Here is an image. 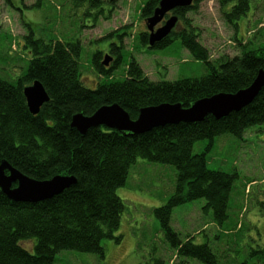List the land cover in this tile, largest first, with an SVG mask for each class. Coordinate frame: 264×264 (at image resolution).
Segmentation results:
<instances>
[{
	"label": "trees",
	"instance_id": "trees-1",
	"mask_svg": "<svg viewBox=\"0 0 264 264\" xmlns=\"http://www.w3.org/2000/svg\"><path fill=\"white\" fill-rule=\"evenodd\" d=\"M76 1L77 6L86 3L84 14L92 15L94 22L104 14L107 4L113 5L112 0ZM199 1L174 9L177 23L153 47H148V32L135 34L148 50L165 48L178 39L180 46L206 68L202 76L172 81L150 80L133 57L125 65L123 76L112 78V69L121 58L118 49L123 48L124 27L103 37L118 39V46L115 42L109 44L107 52L111 56L102 50L92 54L90 65L100 79L95 86L87 87L81 80L80 39L35 36L32 24L23 22L26 33L22 36V50L27 56L26 65L13 81L0 77V161H7L34 179L46 180L63 174L76 180L60 193L34 203L15 202L0 190V264H53L63 250L103 258L102 240L118 243L121 238L115 231L124 202L116 189L125 184L136 158L172 165L176 170L173 193L153 210L169 248L179 258L220 264L221 255L214 243L209 245L205 234L201 243L193 241V234L181 238L170 226L171 212L176 206L202 198L203 211L211 210L212 222L220 227L212 240L227 234L222 227L228 219V199L237 173L208 168L206 152L215 136L229 133L240 137L250 126H264V84L250 103L219 119L207 115L202 121L166 124L133 136L105 127L91 128L80 136L69 128L73 114L90 115L102 105L117 103L135 119L143 107L161 103L189 107L198 99L246 88L258 71L264 70V47L247 46L233 37L238 53L211 59L209 50L199 40V28L187 16L189 11L197 9ZM158 2L146 0L139 9V17L145 21ZM250 2L220 0L223 20L236 27L239 19L247 16ZM226 5L228 8L224 9ZM105 56L111 60L106 66L102 64ZM34 80L42 84L49 97L36 115L29 112L23 95V87ZM202 139L209 140L205 150L193 153L194 143ZM24 240L32 242L31 248L21 245ZM248 254L255 262L264 264V247H251ZM155 263L163 261L156 259Z\"/></svg>",
	"mask_w": 264,
	"mask_h": 264
},
{
	"label": "rangeland",
	"instance_id": "rangeland-1",
	"mask_svg": "<svg viewBox=\"0 0 264 264\" xmlns=\"http://www.w3.org/2000/svg\"><path fill=\"white\" fill-rule=\"evenodd\" d=\"M112 1L113 5L107 4L104 14L94 22L92 15L84 14L86 3L77 6L75 0H0V77L13 81L26 65L27 56L22 50L25 21L32 24L35 36L80 39L81 80L90 88L100 79L90 65L92 54L102 50L111 56L107 52L109 44L115 42L118 46V39L103 37L124 27L126 34L121 36L123 48L118 49L121 58L112 69V78L123 76L131 57L153 81H172L205 74L203 63L193 59L180 46L178 39L165 48L148 50L135 38L137 32H147L145 21L139 17V9L146 0ZM219 1L200 0L197 9L187 13L199 28V40L209 50L210 58L238 53L233 37L247 46L264 47V0H251L247 16L241 17L234 28L223 20ZM223 8H228V5ZM111 59L114 61L115 56ZM208 142L207 139L196 141L192 152H202ZM206 162L210 169L237 173L228 199V219L222 227L223 233L227 234L212 240L220 227L212 222L211 210L203 211L202 198L174 207L170 226L182 239L185 235H195V243L203 242L205 234L209 245L214 243L216 251L223 256L219 258L220 264H262L255 262L248 253L251 247H264V126H250L240 137L229 133L215 136L206 152ZM175 178L176 170L172 165L136 158L129 168L125 184L116 189V194L124 202L115 231L121 235L120 241L103 239V258L91 253L63 250L56 255L53 264H156V259L163 261L162 264H202L195 259L175 255L153 212L173 193ZM21 245L31 248L32 242L24 240Z\"/></svg>",
	"mask_w": 264,
	"mask_h": 264
},
{
	"label": "water",
	"instance_id": "water-1",
	"mask_svg": "<svg viewBox=\"0 0 264 264\" xmlns=\"http://www.w3.org/2000/svg\"><path fill=\"white\" fill-rule=\"evenodd\" d=\"M193 2L194 0H159L152 15L145 19L148 47H153L165 38L177 23V15L166 16L167 14L176 8L189 7ZM108 60L110 57L105 56L102 64L106 66ZM263 84L264 70L260 69L246 88L234 93H217L201 98L189 107H182L179 103H161L140 108L136 118L132 119L120 105L111 103L98 107L90 115L73 114L69 128L80 136L96 127H105L133 136L166 124L202 121L207 115L219 119L250 103ZM23 95L26 106L33 115H36L40 107L49 100L48 94L38 80L25 85ZM75 180L74 176L63 174L54 175L46 180L34 179L23 174L7 161H0V190L15 202L34 203L48 199L73 185Z\"/></svg>",
	"mask_w": 264,
	"mask_h": 264
},
{
	"label": "flooded vegetation",
	"instance_id": "flooded-vegetation-1",
	"mask_svg": "<svg viewBox=\"0 0 264 264\" xmlns=\"http://www.w3.org/2000/svg\"><path fill=\"white\" fill-rule=\"evenodd\" d=\"M171 14H173V13H172V12H170V13H168L166 16H170ZM166 16H165V17H166ZM158 25H160V24H158ZM156 27H157V26H156Z\"/></svg>",
	"mask_w": 264,
	"mask_h": 264
}]
</instances>
